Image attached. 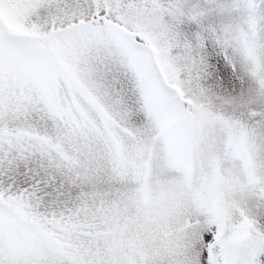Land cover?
<instances>
[{"label": "snow or ice", "instance_id": "obj_1", "mask_svg": "<svg viewBox=\"0 0 264 264\" xmlns=\"http://www.w3.org/2000/svg\"><path fill=\"white\" fill-rule=\"evenodd\" d=\"M0 264H264V0H0Z\"/></svg>", "mask_w": 264, "mask_h": 264}]
</instances>
